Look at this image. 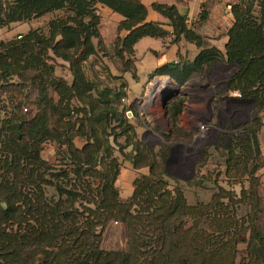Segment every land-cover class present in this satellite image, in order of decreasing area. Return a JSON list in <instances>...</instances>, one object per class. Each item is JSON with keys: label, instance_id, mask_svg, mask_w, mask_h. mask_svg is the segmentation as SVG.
I'll list each match as a JSON object with an SVG mask.
<instances>
[{"label": "trees", "instance_id": "obj_1", "mask_svg": "<svg viewBox=\"0 0 264 264\" xmlns=\"http://www.w3.org/2000/svg\"><path fill=\"white\" fill-rule=\"evenodd\" d=\"M100 4L123 17L115 46L121 57L134 58L135 45L145 37L170 35L160 23L147 21L148 8L139 0H0V29L57 11L68 13L65 20L51 22L49 38L36 29L20 39L0 42V91L21 92L30 80L39 82L41 94L33 118L14 117L8 122L12 136L0 149V264H236L240 244L247 245L249 264H264V233L258 225L262 199L257 192V174L264 166L258 138L264 109V0H238L231 5L234 23L225 53L204 48L184 67L166 64L151 74V78L179 79L184 72L189 78L204 73L214 62L226 61L238 67L227 81L229 91L257 102L256 117L235 129L246 127V133L234 134L229 144H221L230 154L246 148L248 160L252 153L262 158L250 174L249 189L238 197L220 188L209 203L195 206L188 204L178 184L170 189L165 179L172 148L161 147L166 151L160 163H143L154 147L142 140L137 141L133 167L148 168L149 174L134 181L129 199L120 198L116 187L120 164L114 147L119 136L136 135V129L124 107L119 111L108 99L97 101L91 95L88 101L81 99L91 90L81 66L95 52L93 39L102 42L96 26ZM152 8L169 20L173 42L184 37L204 46L175 6ZM205 14L202 11L200 21L206 20ZM52 56L69 63L71 84L51 78ZM130 59L123 60L127 68L134 64ZM29 73L34 77L28 79ZM14 77L21 82H13ZM48 86L58 94V102L48 96ZM80 95L83 107L74 106ZM183 105L181 98L168 106L173 128L179 125ZM113 120L117 125H112ZM76 138H85L81 148ZM48 140L65 147L66 167L56 170L42 158V145ZM47 188H54L56 195L50 198ZM246 200L251 212L243 214L240 205ZM112 222L126 225L127 252L102 248Z\"/></svg>", "mask_w": 264, "mask_h": 264}, {"label": "rangeland", "instance_id": "obj_2", "mask_svg": "<svg viewBox=\"0 0 264 264\" xmlns=\"http://www.w3.org/2000/svg\"><path fill=\"white\" fill-rule=\"evenodd\" d=\"M97 8L100 21L96 26L101 34L102 42L100 44L99 39H93L95 52L89 56L81 66L84 78L89 83L91 90L87 92L83 98H81L80 95L78 99H74L72 104L77 107H83L82 100L88 101L91 95L92 98L97 101L108 99L112 102L114 109L121 111L124 107V110H126L127 119L134 125L136 135L129 133L119 136L118 142L115 144V147L113 146L115 148L114 154L118 158L120 164V175L118 180L121 179V183H123L128 179L127 176H130L132 173V177L134 178L135 170H140L133 167V159L136 157V144L138 140H141L142 134L144 135L146 132H150L146 139L153 142L151 145L154 147V150L152 155L143 163H160L161 155L166 151L165 147L161 148L162 146L174 148L177 145H183L193 148L192 150H187L184 147L180 154L177 153L178 159L186 157L187 160V169L184 177L190 176L192 165H195L193 178L189 181L178 178L175 175L177 167L172 161L167 166L168 171L165 177L166 181L170 184V189H173L177 184L183 189L188 204L195 206L198 203H209L213 195L219 193L220 188L240 197L243 189H249L250 174L253 172L255 164L262 163V158H256L254 153H252L251 158L248 160V150L246 148L242 150L237 149L233 154H230L221 144L222 142H227L229 144L230 138L234 134L238 136L245 134L246 127L242 128L240 131H236L233 129L234 127L229 120L217 115L215 120V127L218 129L217 134L210 136L206 142L197 143L194 141V132L187 129L190 126L186 124L182 126L179 121L177 128H173L170 117L166 114V110L162 105V99L159 98L157 101L158 104L154 105L148 112H145L143 116L137 113L134 107L128 108L124 106L121 99L126 96L132 101L136 96L143 97L146 90V81L148 82L151 78V74L155 68L162 66L160 64V57L150 49L139 52L138 61L136 63L135 59L128 55L121 57L115 49L118 41L117 27L119 25L116 26L114 22H119L122 17L115 13L111 15L113 12L101 4L98 5ZM67 15L68 13L66 11H57L27 23L16 24L13 28L11 25L4 27L0 29V42L7 43L15 39H20L30 30L36 29H38L45 38H49L51 22L65 20ZM86 21L89 22L90 17H87ZM226 27V30L230 29V21L229 23L228 21L226 22ZM144 41L147 43L148 48H153L157 51L162 50V39L145 38ZM76 48H78V46H76L75 49ZM167 54L168 53L164 54V59ZM52 57L53 60L49 61V64L54 68L51 78H63L71 84L73 76L70 71L69 63L56 56ZM128 58H131L130 60L134 62L129 68L125 67L123 63V60ZM220 62L227 63L226 61ZM226 66L227 67L224 68L214 65L211 69L214 78L210 80L208 78L203 79L205 75L208 77L209 73H199L198 76H200V78L192 80L191 83L189 82L192 85L189 89H187L188 85L180 84L173 77L165 75L174 79V82L176 81L179 86H182L183 93H187V96H189L178 95L174 97L170 103L184 98L185 104H187V100H189V106L193 105V103H200V105L217 103V105H221V109H223L226 103L220 100L215 102V94L212 91H202L196 87V92L193 90V85L199 82L201 84L215 83L217 92L224 90L227 86V81L238 70L235 65L227 63ZM34 75L33 73H29L27 77L30 79L33 78ZM13 82L21 81L17 77H14ZM37 84H39L38 81L37 83H33L28 80V82H25V86L21 92L8 93L0 91V149L4 141L8 138L10 139L12 136L10 128L12 122L8 123L9 121H13L16 117L31 119L39 111L41 94ZM47 92L48 96L53 98L55 102L59 101L60 98L52 86L47 87ZM134 103L135 101H133L132 105H134ZM182 107L184 108V105ZM25 109H28V112H26ZM129 111H132V115ZM181 112L183 113V111ZM185 115L190 118L189 111L186 112ZM255 117L252 112L248 115V119L244 122L243 118L238 123V126ZM73 119L75 120L76 118L74 117ZM111 123L113 126L117 125V122L114 120ZM251 127L253 131L256 125ZM116 129V133H120V128L118 126ZM84 131H86V129ZM111 141L113 142V138H111ZM75 143L81 148L85 144V138H76ZM64 148L65 147L60 146L56 141L48 140L42 145L41 156L53 165L56 170H60L66 167L68 161L64 153ZM232 155L234 159H232ZM146 170L149 174V169L146 168ZM141 176H143L141 172L138 174L136 173L135 180ZM257 177L260 181L259 176ZM117 182L116 187L120 192L121 189L118 188ZM257 192L262 199L260 214L258 215V225L264 233V187H262L261 183L257 188ZM47 194L52 198L56 195V190L54 188H47ZM127 194L129 193L123 190L122 193L120 192V198L124 200L122 197L125 198ZM247 203H249V205ZM240 208V213L245 214L251 212V202L246 200L244 204L240 205ZM127 241L128 232L126 225L120 222H112L104 235L102 248L107 251L127 252ZM238 250L236 264H249L247 245L240 244Z\"/></svg>", "mask_w": 264, "mask_h": 264}, {"label": "crops", "instance_id": "obj_3", "mask_svg": "<svg viewBox=\"0 0 264 264\" xmlns=\"http://www.w3.org/2000/svg\"><path fill=\"white\" fill-rule=\"evenodd\" d=\"M139 1H141L148 8L147 21L160 23L162 27L170 33V35L166 38H153V39L163 40L162 50H159V51L154 50L153 48L147 47V43L144 40L145 38H152V37H145L141 39L134 47L135 63L138 61L139 52H143V50L145 49L146 50L150 49L152 52H155L157 55H159L160 64L162 66L166 64H174V65L179 64L182 67H184L186 63L195 61L197 56L200 54V52L204 48L215 47L222 53L226 52V45L229 40L228 35H227L229 30H226L227 29L226 22L228 21L229 23L230 21L229 28H231L233 25V21H234L231 11L228 10V6L236 3L238 0H139ZM154 4L175 6L178 12L180 13V15L186 17L188 28L192 29L200 37H202L204 46L198 47L195 43L187 41L184 37H182L177 42H173V39H174V36L172 34L173 28L172 26L169 25L170 22L167 18H165L164 16H162L161 14L153 10L152 6ZM202 11H204L207 15V18L204 21H200V18H199ZM113 14L114 13H112L111 15ZM122 20H123V17L119 20V22H114V23L116 24V26H118ZM13 26H15V24L12 25V28ZM165 53H168V54L166 58L164 59ZM226 64L227 63H223V62L222 63L221 62L212 63L205 71V74L209 73L208 77H206L205 75L203 79L208 78L210 80L211 78H214L211 72V69L214 65H218L220 67L225 68L227 67ZM157 68L153 70L152 74L155 72ZM198 75L199 73H194L189 78H186V73L183 72L182 74H180L179 79H176L174 77L173 78L176 79L177 82L180 84L188 85L189 87L187 86V89H189L190 86H192L190 84L191 81L194 79L200 78V76ZM182 79H184L185 81L182 82ZM196 87L197 89H200L202 91H212L215 94V99H214L215 102L218 100H220L221 102L223 101L226 103V106L223 109H221V105H217V103H214V104L207 103L206 105H200V103L198 104L193 103V105H190L189 108L187 109L189 110L190 118L186 117V115L182 113L180 115V122L182 126L184 124L190 126L187 129L192 130L193 132L200 124H203V123H207V124L211 123L215 125V120H216L217 115L219 117H223L226 120H229L234 127L235 125H238V123L243 118L245 122L248 119V115H250L256 108V107L251 108L250 106H244L239 102L225 99L224 97L226 96L238 98L237 96L238 92H234V93L226 92L225 91L226 88L222 91L217 92L216 91L217 86L215 85V83L201 84L199 82L196 85H193V88H194L193 90L196 91ZM178 88L182 90L180 86H178ZM178 88L176 87L175 90H177ZM129 100L132 101L131 99ZM187 102L190 103L189 100H187ZM184 105H185V102H184ZM259 117L261 118L262 127L258 134V138H259L262 158L264 160V109L261 111ZM217 130H216L215 135L217 134ZM146 141L149 144L148 146H152L151 145V143H153L152 141H149V139H146ZM188 149H193V148L189 146ZM174 164L177 167L176 173L179 176L184 177L185 174L182 172V170L184 169V172L186 170L185 169V165H186L185 158L178 159L176 162H174ZM139 172H141L143 175L148 174V171L146 170V168H143L140 170H135V177H136V173L138 174ZM122 174L121 176L123 177ZM258 176L260 178V183L262 187H264V166H262V168H260V170L258 171ZM135 177L133 178L132 173H131L130 176H127L128 179L125 182L121 183V179H119L117 182L118 184L117 186L118 188L121 189L120 190L121 193L123 190L126 193H129L127 194L125 198L122 197L124 200L129 199L134 192L133 183L135 181Z\"/></svg>", "mask_w": 264, "mask_h": 264}, {"label": "built area", "instance_id": "obj_4", "mask_svg": "<svg viewBox=\"0 0 264 264\" xmlns=\"http://www.w3.org/2000/svg\"><path fill=\"white\" fill-rule=\"evenodd\" d=\"M231 9H232V7H231V5L230 6H228V10L229 11H231ZM161 78H171V77H169V76H154V77H152V78H150L149 80H148V82L146 83V90H145V93H144V95H143V97H139V96H136L134 99H133V101H135V103H134V105H132L133 104V101H130L129 99H128V97L126 96V97H124V98H122L121 99V101H122V103H123V105L124 106H127L128 108L130 107V106H132V108L134 107L135 108V110H136V112L137 113H139L141 116H143L144 115V106L146 105V103H147V99L149 98V94H150V92L153 90V87H151L152 86V84H154L158 79H161ZM172 79V78H171ZM172 80H174V79H172ZM176 82V81H175ZM177 83V82H176ZM178 84V83H177ZM178 86H179V84H178ZM181 88H182V86H180ZM182 90H183V88H182ZM239 98H241V95L238 93V95H237ZM189 108V104H188V102H187V104H185L184 105V108H183V114H185L186 112H188L189 110H187ZM151 109V108H150ZM25 111L26 112H28V109H25ZM130 112V114H132V111H129ZM216 130H217V128L215 127V125L214 124H207V123H203V124H200L195 130H194V134H193V136H194V141H199V140H201V139H203V138H205L206 136H212V135H215V133H216ZM209 137H208V139H209ZM207 139V140H208ZM206 140V141H207ZM205 141V142H206Z\"/></svg>", "mask_w": 264, "mask_h": 264}, {"label": "water", "instance_id": "obj_5", "mask_svg": "<svg viewBox=\"0 0 264 264\" xmlns=\"http://www.w3.org/2000/svg\"><path fill=\"white\" fill-rule=\"evenodd\" d=\"M235 66H236V65H235ZM236 67H237V66H236ZM237 68H238V67H237ZM181 91H182V90H181ZM225 91H226V92H230V91H229V88H228V85L226 86ZM178 95L187 96L188 94H187V93H183V91L180 92V91H174V90H168V92H167L166 94H164V98H163L162 105H163L164 109L166 110V114H167V109H168V105H169L170 101H171L174 97H176V96H178ZM224 98L227 99V100H231V101L239 102V103H241V104L244 105V106H250L251 108H255V107L257 106V102L254 101V100H245V99H240L239 97L237 98V97H229V96H226V97H224ZM131 115H132V114H131ZM255 116H256V115H254V117H255ZM239 126H240V125H239ZM239 126H238V125H235V126H234V129H237ZM149 134H150V132H146L144 135L142 134V136H141V140H142L145 144H147V145H149V144H148L147 141H146V137H147ZM162 142H163V141H162ZM159 143H161V142H159ZM184 147H185L187 150H192V149H188L189 146H183V145H177L176 147L172 148V149H171V155H170V158L168 159V162H167V166L170 164L171 161L174 163V162H176V161L178 160V156H177V155L181 153V151H182V149H183ZM187 147H188V148H187ZM177 153H178V154H177ZM183 158H185V161H186L185 169H187V160H186V157H182V159H183ZM180 159H181V158H180ZM167 171H168V170H167ZM185 171H186V170H185ZM182 172L185 174L184 169L182 170ZM168 173H170V172H168ZM194 173H195V165L193 164V165H192V168H191V174H190V176H188V177H181V176H179L177 173H176L175 175H176L178 178L183 179L184 181H189V180H191V179L193 178Z\"/></svg>", "mask_w": 264, "mask_h": 264}, {"label": "bare ground", "instance_id": "obj_6", "mask_svg": "<svg viewBox=\"0 0 264 264\" xmlns=\"http://www.w3.org/2000/svg\"><path fill=\"white\" fill-rule=\"evenodd\" d=\"M153 90L149 94V98L147 99V103L144 106V112H148L150 108H152L154 105H157L158 99L164 98V94L168 92V90H174V91H180L181 90L178 88V84L174 82L172 79L168 78H161L158 79L154 84H152ZM176 87L178 88L177 90ZM209 136H206L205 138L196 141L198 143H203L208 139Z\"/></svg>", "mask_w": 264, "mask_h": 264}]
</instances>
